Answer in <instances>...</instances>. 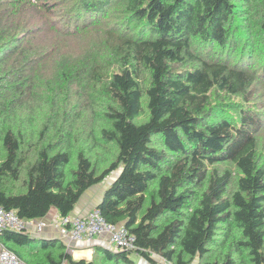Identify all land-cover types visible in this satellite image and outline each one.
Returning <instances> with one entry per match:
<instances>
[{"label":"trees","instance_id":"16d2710c","mask_svg":"<svg viewBox=\"0 0 264 264\" xmlns=\"http://www.w3.org/2000/svg\"><path fill=\"white\" fill-rule=\"evenodd\" d=\"M110 2L0 0V206L66 216L120 168L96 208L135 249L74 260L24 230H4L2 244L27 264H142L132 253L232 264V250L264 264V0H122L123 24L102 28V45L60 50ZM56 8L75 29L56 25ZM220 229L221 260L209 254Z\"/></svg>","mask_w":264,"mask_h":264},{"label":"rangeland","instance_id":"374dc122","mask_svg":"<svg viewBox=\"0 0 264 264\" xmlns=\"http://www.w3.org/2000/svg\"><path fill=\"white\" fill-rule=\"evenodd\" d=\"M121 6H122V0H111V2L107 4L106 10L104 11L103 15L101 17H98V20H96V22L88 23V26L86 27L85 30L81 31L80 29H78L74 32V34L68 35L67 37L62 38V39L60 38V40H59L60 50L64 51V53L75 55V54H78L79 51L83 50L87 46H92V45L96 44L97 42H98V44L102 45V40H101L102 28L111 26L115 23L116 24L117 23L123 24L122 19H120V17H121L120 8H121ZM59 10H60L59 8H56V11H55L56 15L52 16L53 20L58 21L56 23V25H59L60 27H67L68 26L69 29H75V26H74L75 24H73L72 22L69 23V25H68L65 23L66 19H63L62 21L59 19V16H58ZM85 21L89 22V21H93V20H85ZM81 23H83L82 20H79L77 25L81 26L82 25ZM131 25L133 26V24H131ZM134 29L136 30V28H134ZM39 40H41V38ZM214 49H216V47ZM48 61H52V60L49 59ZM40 64H41V66H39V68L41 70L47 69L46 73L50 75L51 74L50 71L52 69L53 64H50V62H46L44 60L42 62H40ZM257 65L258 64H256L255 67H257ZM145 77H146L145 73H143L142 79H145ZM259 92L261 95L263 94L262 100L264 101V99H263L264 98V87H261L259 89ZM31 103L32 104L30 105V109L32 111V114H33V117L35 120V126H36V128L39 129L42 126L43 121L46 117L45 112H44L42 105H40V101H31ZM145 112H146V110L144 108L143 114L140 118L144 117ZM258 139H259V143H260V153L262 156H264V128L260 130L259 135H258ZM100 152H102L101 148H97L95 150V154L93 155L94 160L98 157V154ZM111 154H112V148L109 145H107V152H106V157H107L106 159L107 160H110L112 158ZM119 172H120V168L110 172V174H108L105 177V179H103V181H101L100 183H98L96 185H98L99 188L100 187L102 188V186L106 187L107 184L109 185L114 180V178L118 175ZM70 215H73V214L70 213ZM222 234H223V229H220L217 231L216 237H218L219 239L217 241V244H213L211 246L212 250L209 253V254H213V257H215V258H219V260L223 259L224 254L228 251L227 246L221 243V241H223V239H221ZM131 256L137 262L142 263L144 261L140 256H138L135 253H132ZM230 257L232 259V264H250L246 258L239 256L237 254V252L234 250H232L230 252ZM210 260H212V258ZM161 261H162V264H164L165 261L164 260H161ZM199 263H200V260L197 257H195V259H193L189 264H199Z\"/></svg>","mask_w":264,"mask_h":264},{"label":"built area","instance_id":"2783aa9c","mask_svg":"<svg viewBox=\"0 0 264 264\" xmlns=\"http://www.w3.org/2000/svg\"><path fill=\"white\" fill-rule=\"evenodd\" d=\"M33 224L32 220L20 218L13 209L0 206V235L4 230L26 231ZM44 222L35 223L36 231L40 232ZM59 233L68 241L67 246L76 241H91L100 234L108 235L109 246L115 250L135 249V237L122 223L107 221L97 208H92L85 215L61 216L56 223ZM0 264H27L13 251L5 247L0 240ZM164 264H172L170 261Z\"/></svg>","mask_w":264,"mask_h":264},{"label":"crops","instance_id":"0c3cea01","mask_svg":"<svg viewBox=\"0 0 264 264\" xmlns=\"http://www.w3.org/2000/svg\"><path fill=\"white\" fill-rule=\"evenodd\" d=\"M108 186V184H107ZM106 186V187H107ZM105 186H102V188L98 187V185H93L89 187L85 193L80 196L79 200L75 204L73 210L71 211V214L73 215H85L89 210L96 207L98 202L102 198V194ZM60 215L56 208L51 207L48 212L45 214V216L41 218H35L32 219L33 224L26 230V233L34 238L41 239V240H48L43 242H53V243H63L65 245V250L70 253V256L72 259H85V260H91L94 251L97 248H105L110 249L112 251H116L115 249L111 248L108 243V235L103 233L100 235L95 236L91 241H76L71 243V248L67 246L68 241L66 238H63L60 233L59 229L56 226V223L60 219ZM44 222L45 226L40 232L36 231L35 223L37 222ZM36 250L30 251L31 253H35ZM22 252H25L22 251ZM139 256V255H138ZM163 260L161 257L153 255L152 260L149 261H143L142 264H162ZM61 264H70L67 261H63Z\"/></svg>","mask_w":264,"mask_h":264},{"label":"clouds","instance_id":"9594fccd","mask_svg":"<svg viewBox=\"0 0 264 264\" xmlns=\"http://www.w3.org/2000/svg\"><path fill=\"white\" fill-rule=\"evenodd\" d=\"M96 208V207H95Z\"/></svg>","mask_w":264,"mask_h":264}]
</instances>
